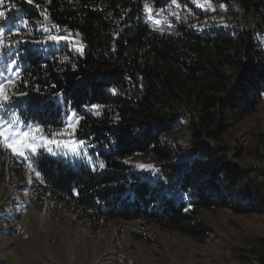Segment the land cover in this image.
I'll return each instance as SVG.
<instances>
[{"label":"trees","instance_id":"obj_1","mask_svg":"<svg viewBox=\"0 0 264 264\" xmlns=\"http://www.w3.org/2000/svg\"><path fill=\"white\" fill-rule=\"evenodd\" d=\"M17 4L12 19L27 34L78 39L28 44L13 88L22 121L60 131L75 113L88 148L80 163L42 153L40 196L89 219H145L195 237L207 229L202 211L264 213V170L238 164L258 153L232 131L264 100V0ZM143 162L156 174L141 173ZM249 251L264 264V237Z\"/></svg>","mask_w":264,"mask_h":264},{"label":"rangeland","instance_id":"obj_2","mask_svg":"<svg viewBox=\"0 0 264 264\" xmlns=\"http://www.w3.org/2000/svg\"><path fill=\"white\" fill-rule=\"evenodd\" d=\"M18 8L17 0H3L0 4V11L5 13L0 18V32L6 39L20 41L13 45V54L0 55V81L17 82L28 44L52 41L48 39L53 36L50 30H44L41 39L22 31L25 23L13 20ZM218 10H213L211 17L224 16L222 8ZM60 37L67 38L61 41L78 42L69 34ZM12 60L17 61L15 66L11 65ZM10 91L12 99L0 107V119L18 118L16 127L20 130L36 126L20 119L14 107L16 95L13 88ZM70 121L69 118L68 124ZM232 131L243 140V148L258 153L243 157L238 164L264 170V100ZM54 132L59 130L43 135L60 143L37 138L34 143L40 145L38 151L26 152L27 159L14 155L0 143V264H258L249 248L256 237H264V213L241 215L231 209L202 211L199 218L207 229L195 237L163 229L145 219L108 221L96 217L94 221L77 208L40 196L32 169L42 153L76 163L90 160L85 144L80 152L73 151L79 141L75 133L53 136ZM226 145L231 146V151L235 148L232 142ZM156 169L152 162L139 165L141 173L156 174Z\"/></svg>","mask_w":264,"mask_h":264},{"label":"snow or ice","instance_id":"obj_3","mask_svg":"<svg viewBox=\"0 0 264 264\" xmlns=\"http://www.w3.org/2000/svg\"><path fill=\"white\" fill-rule=\"evenodd\" d=\"M31 2L32 0H29V3ZM173 2L175 3V0H173ZM2 3L3 0H0V4ZM200 6L204 7L203 4H201ZM13 7L15 6L13 5ZM149 11L151 10L149 9ZM4 16L5 13L3 11H0V18H3ZM45 19H48V17L45 16ZM156 23L159 24L160 21L157 20ZM16 34H19V30H17ZM48 39L52 41H59L61 39L67 38L60 36H50ZM46 42L47 41H45V43ZM18 43H20V41L18 40L6 39L5 34L3 32H0V55L13 54V45ZM77 48L78 50H82V45H77ZM15 54L17 56L19 55L18 52ZM16 63V60L11 61L12 66H15ZM15 83L16 82L11 79L0 81V107H4L12 99V93L10 89L15 87ZM112 91L115 92L116 90L112 89ZM19 95H24V93H19ZM92 107L99 108V105H93ZM96 114L99 115V112H97ZM71 116L73 117V119L69 122V124L64 129H61L59 132L52 133L53 136L74 135L76 131V126L79 124V117H76L75 113H72ZM17 122L18 118H16L15 121H7L0 119V143L10 149L14 155L25 157V159H27L26 152L30 151L32 153H36L40 146L34 143L37 138L45 140L47 141V143H60L57 140L48 139L47 136L43 135L44 129L39 125L29 127L27 130H20L16 127ZM83 144V141H77L75 146L73 147V151L77 153L80 152L82 150ZM49 151H51V149H49ZM29 167L31 168V165H29ZM100 167L103 168L104 165L101 164ZM140 167L144 168L148 166L141 165ZM32 171H34L36 177L39 178L40 173L38 171H35V169H32Z\"/></svg>","mask_w":264,"mask_h":264}]
</instances>
